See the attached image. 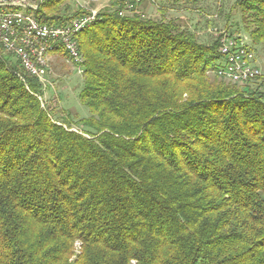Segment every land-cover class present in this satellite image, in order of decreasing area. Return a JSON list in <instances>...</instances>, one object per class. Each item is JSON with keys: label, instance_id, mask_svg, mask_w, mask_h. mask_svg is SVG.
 I'll use <instances>...</instances> for the list:
<instances>
[{"label": "trees", "instance_id": "1", "mask_svg": "<svg viewBox=\"0 0 264 264\" xmlns=\"http://www.w3.org/2000/svg\"><path fill=\"white\" fill-rule=\"evenodd\" d=\"M204 1L161 0L159 18L99 12L75 36L90 110L77 120L55 119L0 45V264H264V90L220 77L223 35L174 15ZM68 2L34 15L85 13ZM237 3L227 35L264 49V0Z\"/></svg>", "mask_w": 264, "mask_h": 264}, {"label": "rangeland", "instance_id": "2", "mask_svg": "<svg viewBox=\"0 0 264 264\" xmlns=\"http://www.w3.org/2000/svg\"><path fill=\"white\" fill-rule=\"evenodd\" d=\"M25 1L35 5L42 2V0ZM68 3L69 4L67 5L69 7L71 6L73 12L78 11L79 9L84 10L77 5L76 0H69ZM115 3H118L119 5L115 7L120 11L119 13L121 16L131 15L138 10L145 17L150 16L159 18L161 17L160 12L164 9H168L167 7L164 8V3L161 2V0H91L90 6L91 9L97 10V12H102L108 8L114 7ZM235 5H238L237 0H219L218 3L215 0H205L203 7H200L199 9H194L192 5H186L180 9L176 8L179 11L177 13L173 10H170L172 12L169 11L170 13H168L171 16L176 15L181 19V21H183V24H187L188 26L191 25L194 27L198 23L199 29H202V32L209 34V36L217 35V37H222L225 33L230 34L229 31H226L229 27L236 31L239 28L238 25H242L239 10H234ZM62 9L63 11L66 10V13L68 12L66 6H63ZM227 15L229 18H227ZM240 31L243 30L240 29ZM238 36L244 39L251 47L252 38L247 33L243 31V34ZM254 47L256 50L255 51L253 49L254 52H256L255 55L257 54L255 59L261 66L257 68L262 74H264V49H262L259 45ZM54 54L55 52L48 54L47 56V60H49L48 71L44 80L41 82L43 83L42 97H40L43 102L42 106L51 109L53 112L52 116H54L57 120L61 119V116L65 117L67 114H71L76 120L88 117L90 115V110L88 107L83 105L80 100V92L83 89L84 84L83 72L79 70V68H76L77 63L66 53L62 52L60 55ZM211 77L214 78L215 76L212 75ZM220 77L230 80L229 78L223 76ZM260 84H256L255 86L249 85V87L252 91L258 90L260 92ZM58 123L61 124V122ZM64 125L68 129L83 133V131H81L83 128L79 122L71 123V125ZM85 135L89 136L87 134ZM78 244L76 253L81 249Z\"/></svg>", "mask_w": 264, "mask_h": 264}, {"label": "built area", "instance_id": "3", "mask_svg": "<svg viewBox=\"0 0 264 264\" xmlns=\"http://www.w3.org/2000/svg\"><path fill=\"white\" fill-rule=\"evenodd\" d=\"M76 2L85 13L67 24L55 25L41 22L34 15L39 4L24 0H0V45L20 61L27 74L37 77L41 82L49 65V60L42 58V48L49 46L51 42L66 43V52L82 71L83 57L75 49L73 28L85 23L88 18L97 17L99 12L91 9V0ZM1 4H8V11H1ZM221 43L225 68H218L217 73L243 79L245 75H255L262 79L261 90H264V74H255V67L261 66L250 49H241L239 36L226 33L221 38Z\"/></svg>", "mask_w": 264, "mask_h": 264}, {"label": "bare ground", "instance_id": "4", "mask_svg": "<svg viewBox=\"0 0 264 264\" xmlns=\"http://www.w3.org/2000/svg\"><path fill=\"white\" fill-rule=\"evenodd\" d=\"M1 11H8V4H1ZM96 19H97V17L88 18V21H85V23L80 24V25H76L75 28H73L74 39H75L76 34L80 33L81 31H83L89 27H91L93 25V23L96 21ZM239 38H240L241 49H250L251 53H253V56L256 58L255 52H254V50L251 49L249 44H247V42L244 39H242L241 37H239ZM59 47H62L66 51V43H60V42L49 43V46L42 48V58H45V60H47L48 54L56 52ZM75 49H76V51H78V53L82 57L76 40H75ZM83 62H84V58H83ZM219 68H225V58H223L222 65ZM255 74H262L261 71L257 67H255ZM219 75L226 77V78H229L233 82H241V83L252 80V79L259 78V77H255V75H245L244 79L233 77V75H230V74H219Z\"/></svg>", "mask_w": 264, "mask_h": 264}]
</instances>
